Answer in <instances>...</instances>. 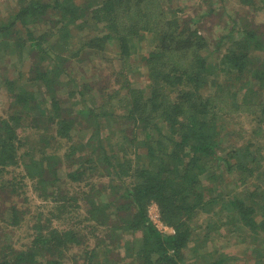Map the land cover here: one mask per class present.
<instances>
[{"label": "trees", "instance_id": "16d2710c", "mask_svg": "<svg viewBox=\"0 0 264 264\" xmlns=\"http://www.w3.org/2000/svg\"><path fill=\"white\" fill-rule=\"evenodd\" d=\"M164 1L17 0L0 18V88L10 101L0 115V173L22 167V180L53 203L24 247L0 245V264H240L246 256L244 264H264L257 0H236L247 12L229 15L231 29L218 25L216 35L197 26L213 0H197L203 12L193 16ZM97 60L112 73L102 67L90 77ZM133 65L147 89L125 77ZM13 66L18 75L8 79ZM241 116L257 128L247 130ZM24 127L41 141L28 160L20 154ZM57 145L66 147L73 194L51 188L62 161ZM5 183L7 194L16 192L12 178ZM151 204L170 232L152 222ZM17 210L6 226L17 225ZM211 229L227 231L230 244L220 248ZM75 250L82 256L69 258Z\"/></svg>", "mask_w": 264, "mask_h": 264}, {"label": "rangeland", "instance_id": "374dc122", "mask_svg": "<svg viewBox=\"0 0 264 264\" xmlns=\"http://www.w3.org/2000/svg\"><path fill=\"white\" fill-rule=\"evenodd\" d=\"M17 0H0V18H5L6 15L9 14V12L13 9L15 6ZM197 0H165L164 3H166V7H170L171 10L176 11V13L181 14L183 11V16L188 14H193L195 11H200L203 12V9H199L195 3ZM212 5V10L213 12L207 16L204 17L202 20L199 21L197 26H201L202 28L211 26L213 29L212 34H220L219 30L217 29L219 26L222 27L223 31L226 29H231L230 26V19L228 18L229 15H243L241 13L247 12V7L241 6L239 9L236 5V0H213ZM257 8L258 10L256 12L253 11V19L251 22H253L256 25L262 26V29L264 30V1L262 2L261 0H257ZM238 9V10H237ZM188 11V12H187ZM241 12V13H239ZM247 21V17L245 18ZM215 24V25H214ZM219 25V26H218ZM261 28V27H260ZM148 45L144 41L140 44V49H138L140 54H144L147 51ZM136 52L133 54V58L136 57ZM112 56H110L112 60ZM131 57V58H132ZM108 58V57H107ZM105 58L104 60H106ZM106 62V61H105ZM103 60H97L94 64V68L92 70V74H90V77L93 75H100V74H94L95 70L101 71L102 67L104 68V73L105 75H109L112 73V64L110 66L107 65ZM115 68L120 67V62L118 60H114ZM138 64V62H137ZM28 62H26L22 68H20L21 71L26 72L29 68ZM141 65H133V67L130 70V74H127L125 77L129 79L130 84L133 87L136 88H146V78L143 75L140 69ZM20 67V66H18ZM97 71L95 73H97ZM7 72L8 79H11L13 77H16L18 75V71L15 66L11 67L5 70L4 73ZM147 89V88H146ZM10 101L7 98V95L3 88H0V115H7L8 114V109H9V104ZM6 112V114H5ZM240 120L242 124H244L247 127V130H252L253 128H257L256 122L250 121L249 118L245 116H241ZM19 136L21 137L20 143H21V149H20V154L23 156L24 160H28L29 157L33 156L34 151L38 152V147L40 148L41 146V141H37L38 135H33L32 131L24 127L21 129V131H18ZM258 138L261 141L264 140V135H261L260 132L258 133ZM40 142V143H39ZM39 143V145H38ZM66 151L65 146L58 147L53 154L55 155L57 160L61 159V165L59 164V167L57 168V179H58V174L61 177L60 179H56L51 186V188H58V194L63 195V194H73V192L78 188L77 184L72 185L70 184L69 180L65 178V174L69 171V169L65 166L67 162L63 161V154ZM29 154V157L26 156V154ZM54 156V157H55ZM60 163V162H59ZM2 173H0V245L4 246L6 244L11 243L12 246L15 250L18 248L24 247V244H27L28 241H30V236L33 232V228L36 226L38 222L40 224H44V221L47 222L50 215L52 212V207L53 203L50 201V197L48 199L45 198L44 193H40L36 190H33L32 184L33 180L29 181L27 179L21 178L20 172L23 176V168L18 166L15 168H7L4 170H1ZM12 178V183L14 188L16 190L15 193H12V195H9L6 193V190L3 188L4 185L6 184L5 181L9 180ZM93 182H98V177L93 176L92 177ZM32 182V183H31ZM35 182V181H34ZM8 184V182H7ZM49 186V185H48ZM252 190V187L249 188V191ZM57 192V190H56ZM54 199L58 198V196H54ZM12 207H15L18 212V216H15L17 225H9L6 226L3 222L10 221L9 217H11V214H9V211ZM148 215L151 218L152 222L156 225V227L161 231V232H166L170 230L166 228L165 226L161 225L159 219H158V211L157 207L154 204H151L148 208ZM56 223L55 220H51L50 223H48L49 228H54V224ZM212 230L211 236L215 237L218 239V245L220 248L221 246L225 245L222 242H225L226 244H230L231 240L229 237L228 232H215V230ZM94 242V241H93ZM264 245V244H263ZM235 251H239L244 249L243 248H232ZM237 249V250H236ZM230 252V251H229ZM243 252V251H242ZM240 254V253H236ZM247 255V254H246ZM82 256V253L77 250H75V254L70 255L69 258L73 259L74 257H79ZM241 256V255H240ZM241 258V257H240ZM247 260V256L241 258V261H237L240 264H244V262ZM79 263L81 260H76ZM233 262V260H232ZM78 263V264H79ZM235 264V263H232ZM247 264V262L245 263Z\"/></svg>", "mask_w": 264, "mask_h": 264}]
</instances>
